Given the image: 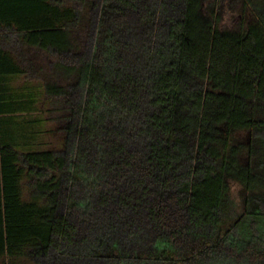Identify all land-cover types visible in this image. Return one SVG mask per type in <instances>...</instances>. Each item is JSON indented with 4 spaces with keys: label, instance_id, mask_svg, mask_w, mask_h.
I'll list each match as a JSON object with an SVG mask.
<instances>
[{
    "label": "trees",
    "instance_id": "obj_1",
    "mask_svg": "<svg viewBox=\"0 0 264 264\" xmlns=\"http://www.w3.org/2000/svg\"><path fill=\"white\" fill-rule=\"evenodd\" d=\"M245 1L233 31L204 0H0V264H264Z\"/></svg>",
    "mask_w": 264,
    "mask_h": 264
},
{
    "label": "rangeland",
    "instance_id": "obj_2",
    "mask_svg": "<svg viewBox=\"0 0 264 264\" xmlns=\"http://www.w3.org/2000/svg\"><path fill=\"white\" fill-rule=\"evenodd\" d=\"M204 2L208 10H211L212 4L215 5V11L219 16V27L223 30L237 31L241 28L248 29L257 23V16L252 6L246 3L245 0H204ZM254 2L262 9L261 11L264 10V0H254ZM15 82L18 83V80ZM53 107L54 105L51 102L46 106V109L50 108L47 111L49 115H52ZM51 127H54L53 121L47 123V128ZM44 140L56 145L61 143V137L54 133L45 135ZM231 191L232 197L238 204V210L241 211L244 206V189L239 183L233 182Z\"/></svg>",
    "mask_w": 264,
    "mask_h": 264
}]
</instances>
